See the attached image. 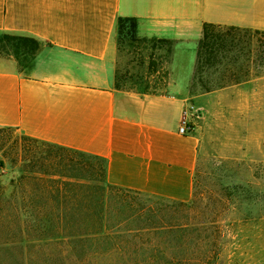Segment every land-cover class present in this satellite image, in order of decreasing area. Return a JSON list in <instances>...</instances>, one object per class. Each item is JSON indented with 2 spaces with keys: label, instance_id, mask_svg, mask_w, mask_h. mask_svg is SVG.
Segmentation results:
<instances>
[{
  "label": "crops",
  "instance_id": "0c3cea01",
  "mask_svg": "<svg viewBox=\"0 0 264 264\" xmlns=\"http://www.w3.org/2000/svg\"><path fill=\"white\" fill-rule=\"evenodd\" d=\"M120 18H136L141 38L173 41L172 66L178 46L193 45L181 89L179 81L162 95L117 86ZM205 24L264 32V0H0V33L42 43L25 70L0 55V129L103 158L112 186L191 200L201 142L179 130Z\"/></svg>",
  "mask_w": 264,
  "mask_h": 264
},
{
  "label": "trees",
  "instance_id": "16d2710c",
  "mask_svg": "<svg viewBox=\"0 0 264 264\" xmlns=\"http://www.w3.org/2000/svg\"><path fill=\"white\" fill-rule=\"evenodd\" d=\"M117 40L121 53L125 47L149 45L153 52L148 72L160 74L167 82L166 64L172 61L173 41L141 38L136 18L119 19ZM41 47L34 37L0 33V55L15 58L23 70L33 63ZM156 51L164 54L156 58ZM259 72H264V32L204 25L191 92L208 94L242 85ZM132 79L127 71L118 78L117 86L124 83L126 87L129 81L137 84ZM141 94L165 93L147 83ZM5 130L12 129H0ZM23 140L38 143L25 136ZM47 146L56 153L31 155V149L23 146L21 154L15 147L8 152L0 146V171L9 163L13 169L19 167L20 173L11 181L17 189L10 194L0 174V264L221 262L215 205L204 204L198 192L187 202H153L151 195L110 185L103 158Z\"/></svg>",
  "mask_w": 264,
  "mask_h": 264
},
{
  "label": "rangeland",
  "instance_id": "374dc122",
  "mask_svg": "<svg viewBox=\"0 0 264 264\" xmlns=\"http://www.w3.org/2000/svg\"><path fill=\"white\" fill-rule=\"evenodd\" d=\"M190 45L186 50L179 45L174 65L166 64L170 73L167 82L160 74L148 72L149 56L153 52L149 45L138 49L125 47L118 78L130 71L134 76L132 82L137 84L129 81L126 87L121 83L120 88L141 93L149 83L166 93L173 81L192 74L193 45ZM160 54L164 52L156 51L155 57ZM175 85L182 88L180 81ZM185 94L187 106L181 125L186 118L196 129L192 135L201 142L193 192H198L204 204L215 205L220 227L215 237L219 264H264V72L254 75L248 83L227 87L209 99L191 92V85ZM23 138L15 130L0 131V146L8 152L15 147L21 154L23 146L31 149V155L47 151L56 153L45 144L27 143ZM0 174H3L1 180L8 194L17 189L11 181L18 179L19 167L13 169L7 163ZM233 185L238 189L230 190L229 186ZM152 197L153 202L172 201ZM209 238L214 240V236Z\"/></svg>",
  "mask_w": 264,
  "mask_h": 264
},
{
  "label": "built area",
  "instance_id": "2783aa9c",
  "mask_svg": "<svg viewBox=\"0 0 264 264\" xmlns=\"http://www.w3.org/2000/svg\"><path fill=\"white\" fill-rule=\"evenodd\" d=\"M185 120L183 121V123H182V125H181V127H180V133L182 134V135H192V134H194V132H195V127L194 126H192L191 124H190V122H188L187 120H186V118H184Z\"/></svg>",
  "mask_w": 264,
  "mask_h": 264
}]
</instances>
